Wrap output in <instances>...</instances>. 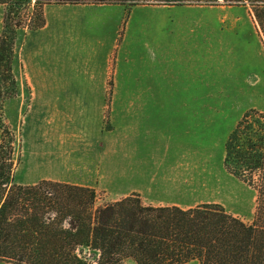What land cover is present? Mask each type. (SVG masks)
I'll return each instance as SVG.
<instances>
[{"label":"rangeland","instance_id":"obj_1","mask_svg":"<svg viewBox=\"0 0 264 264\" xmlns=\"http://www.w3.org/2000/svg\"><path fill=\"white\" fill-rule=\"evenodd\" d=\"M164 1L51 2L43 7L42 28L18 31L17 93L3 97L7 83L0 81V142L3 137L4 151L12 147L13 179L98 181L103 175L94 187L97 204L117 200L125 196L122 182H108L106 171L88 167L113 159L114 180L120 179L123 158L138 147L150 149L139 144L138 133L168 129L163 120L185 109L187 126L175 130L190 138L171 154L187 156L195 186L168 194L181 206L218 203L250 223L256 190L225 168L224 145L246 112H264V39L241 0ZM33 6L34 0L17 6L15 14L33 17ZM2 16L0 5V31ZM81 80L101 82L107 99H76ZM41 82L49 99L41 97ZM150 91H189L195 98H140ZM43 152L45 171L36 166ZM120 264L136 262L126 257Z\"/></svg>","mask_w":264,"mask_h":264},{"label":"trees","instance_id":"obj_2","mask_svg":"<svg viewBox=\"0 0 264 264\" xmlns=\"http://www.w3.org/2000/svg\"><path fill=\"white\" fill-rule=\"evenodd\" d=\"M30 1L0 0V81L7 83L3 97L17 93L12 64L18 31L42 27L44 5L126 2L34 0L35 16L15 14L17 6ZM241 1L249 6L264 39V0ZM2 139L0 260L12 264H120L129 257L136 264L190 260L198 264H264V112H246L224 145L225 168L256 190L250 223L214 202L189 207L152 205L134 192L97 204L96 191L89 186L50 179L15 182L12 147L4 151Z\"/></svg>","mask_w":264,"mask_h":264},{"label":"crops","instance_id":"obj_3","mask_svg":"<svg viewBox=\"0 0 264 264\" xmlns=\"http://www.w3.org/2000/svg\"><path fill=\"white\" fill-rule=\"evenodd\" d=\"M42 28V27H40ZM37 30V29H35ZM39 30V28H38ZM80 84V94L76 96V99H107L106 93L103 91V87L100 83L91 80H81ZM170 83L162 82L163 89H170ZM40 87L41 97L44 99H49V92L47 85L44 82L38 84ZM21 89V82H18V92ZM147 95H140V98H150V99H193L195 95L193 92L189 91H159V92H146ZM134 96H126V98H133ZM188 110L176 109L173 113L169 114L171 118L168 120H163L167 122L166 130H156L149 132H139L137 139L141 144H146L150 146V149L145 150L138 147L135 149L134 155L126 156L123 158L122 163V177L120 179H115V160L110 159L106 162H98L90 170L96 171H106L107 181H121L122 186L126 189L124 195L131 193H138L142 200L147 204L152 205H178L181 206L183 201L175 198L174 196L168 194L169 191H194V176L193 174L189 177L188 171V158L187 156L180 155L174 156L171 154V147L173 148L175 144L181 147L187 145L190 138V134L186 130H175L176 127H186L187 119L181 118L187 115ZM180 117V118H179ZM170 124V125H169ZM169 125V126H168ZM143 139V140H142ZM142 141V142H141ZM152 147V148H151ZM148 154V155H147ZM45 152H43L42 162L36 164L37 168L45 171V168L49 166V157L45 159ZM90 166V165H89ZM87 169V167L85 168ZM94 180H84V181H74L69 182L72 184L96 187L98 184L103 182V177ZM41 179H50L46 175L39 176L36 181ZM33 182V183H34ZM200 202L193 203L189 207ZM202 203V202H201Z\"/></svg>","mask_w":264,"mask_h":264}]
</instances>
